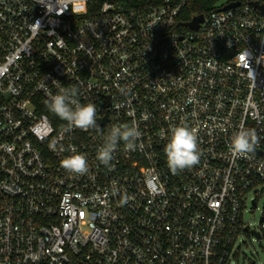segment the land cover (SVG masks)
Returning <instances> with one entry per match:
<instances>
[{
    "label": "built area",
    "instance_id": "2783aa9c",
    "mask_svg": "<svg viewBox=\"0 0 264 264\" xmlns=\"http://www.w3.org/2000/svg\"><path fill=\"white\" fill-rule=\"evenodd\" d=\"M61 87L97 105L100 131L49 111ZM181 123L200 163L172 174ZM124 125L137 149L104 166ZM242 127L259 143L237 158ZM75 154L87 174L61 167ZM263 183L264 0H0V264H232L243 233L264 238V213L245 220Z\"/></svg>",
    "mask_w": 264,
    "mask_h": 264
},
{
    "label": "clouds",
    "instance_id": "9594fccd",
    "mask_svg": "<svg viewBox=\"0 0 264 264\" xmlns=\"http://www.w3.org/2000/svg\"><path fill=\"white\" fill-rule=\"evenodd\" d=\"M78 90L75 87H61L59 92L52 95L46 102L50 112L67 121L69 130L76 128L83 131L101 128L97 123V105L93 102L80 103L76 97ZM141 133L135 125L113 127L107 136L104 145L97 153V160L104 166H109L113 160V153L117 144L123 141L129 151L137 149V141ZM259 138L254 129L240 128L232 137L231 152L234 157L242 158L256 151ZM169 170L172 174H178L185 169H191L200 163L201 153L198 149L197 129L181 123L172 126L170 139L164 148ZM61 167L66 171L85 175L89 171L86 157L83 154H75L61 161ZM126 199L123 203H126Z\"/></svg>",
    "mask_w": 264,
    "mask_h": 264
},
{
    "label": "rangeland",
    "instance_id": "374dc122",
    "mask_svg": "<svg viewBox=\"0 0 264 264\" xmlns=\"http://www.w3.org/2000/svg\"><path fill=\"white\" fill-rule=\"evenodd\" d=\"M256 195L258 207L251 210L250 203L245 212V220L249 222L251 228L258 226L264 213V183L257 193H251L250 196ZM239 254L232 259V264H248L254 261L255 264H264V238L259 239L254 235L243 233L238 239Z\"/></svg>",
    "mask_w": 264,
    "mask_h": 264
},
{
    "label": "water",
    "instance_id": "95a60500",
    "mask_svg": "<svg viewBox=\"0 0 264 264\" xmlns=\"http://www.w3.org/2000/svg\"><path fill=\"white\" fill-rule=\"evenodd\" d=\"M202 20V15H198L196 16L192 21H190L189 23H187L189 26L191 27H197L199 22ZM258 236H260L259 233H257Z\"/></svg>",
    "mask_w": 264,
    "mask_h": 264
},
{
    "label": "trees",
    "instance_id": "16d2710c",
    "mask_svg": "<svg viewBox=\"0 0 264 264\" xmlns=\"http://www.w3.org/2000/svg\"><path fill=\"white\" fill-rule=\"evenodd\" d=\"M203 7H205V6H203V5H194V6L189 7V11H188V13L186 15V18H188L191 14H193V12L202 10Z\"/></svg>",
    "mask_w": 264,
    "mask_h": 264
}]
</instances>
